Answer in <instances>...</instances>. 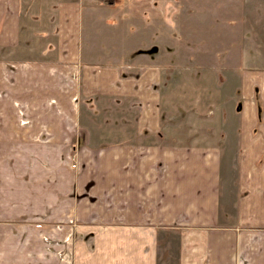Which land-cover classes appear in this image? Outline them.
Segmentation results:
<instances>
[{
  "label": "crops",
  "instance_id": "1",
  "mask_svg": "<svg viewBox=\"0 0 264 264\" xmlns=\"http://www.w3.org/2000/svg\"><path fill=\"white\" fill-rule=\"evenodd\" d=\"M183 1L0 0V264H264V66Z\"/></svg>",
  "mask_w": 264,
  "mask_h": 264
},
{
  "label": "rangeland",
  "instance_id": "2",
  "mask_svg": "<svg viewBox=\"0 0 264 264\" xmlns=\"http://www.w3.org/2000/svg\"><path fill=\"white\" fill-rule=\"evenodd\" d=\"M183 4L188 5L189 10L199 5V14H205L209 22V25L198 22L190 29L193 32L189 33L196 39L209 44L214 42L216 49L222 52L230 40L238 48L242 47L241 39L246 35L251 45L245 53L242 50V66L252 62L258 67L264 66V0H184Z\"/></svg>",
  "mask_w": 264,
  "mask_h": 264
}]
</instances>
